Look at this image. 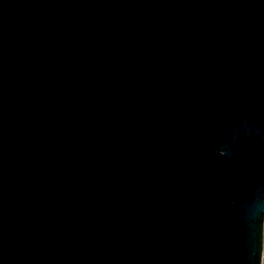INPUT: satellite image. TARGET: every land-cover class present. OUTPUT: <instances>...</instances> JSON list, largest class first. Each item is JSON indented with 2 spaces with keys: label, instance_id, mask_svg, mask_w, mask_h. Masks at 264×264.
<instances>
[{
  "label": "water",
  "instance_id": "1",
  "mask_svg": "<svg viewBox=\"0 0 264 264\" xmlns=\"http://www.w3.org/2000/svg\"><path fill=\"white\" fill-rule=\"evenodd\" d=\"M0 264H264V0H0Z\"/></svg>",
  "mask_w": 264,
  "mask_h": 264
}]
</instances>
